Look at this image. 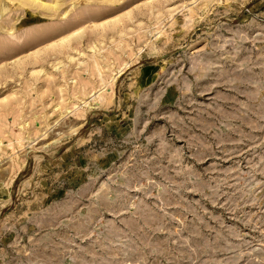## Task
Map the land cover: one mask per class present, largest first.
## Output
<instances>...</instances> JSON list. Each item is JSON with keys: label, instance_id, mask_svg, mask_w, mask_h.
Wrapping results in <instances>:
<instances>
[{"label": "rangeland", "instance_id": "374dc122", "mask_svg": "<svg viewBox=\"0 0 264 264\" xmlns=\"http://www.w3.org/2000/svg\"><path fill=\"white\" fill-rule=\"evenodd\" d=\"M0 264H264V0H0Z\"/></svg>", "mask_w": 264, "mask_h": 264}]
</instances>
